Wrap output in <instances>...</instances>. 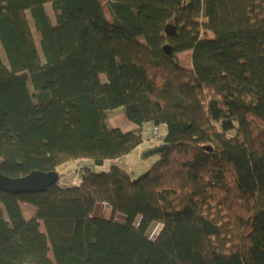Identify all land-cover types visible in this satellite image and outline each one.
<instances>
[{
	"label": "trees",
	"instance_id": "16d2710c",
	"mask_svg": "<svg viewBox=\"0 0 264 264\" xmlns=\"http://www.w3.org/2000/svg\"><path fill=\"white\" fill-rule=\"evenodd\" d=\"M103 1L111 22L100 0H0V174L58 177L45 192H0V264H264V0ZM118 106L132 131L106 129ZM146 123L151 138L165 126V152L132 178L120 162ZM71 173L78 184L60 185ZM216 192L246 212L234 220Z\"/></svg>",
	"mask_w": 264,
	"mask_h": 264
},
{
	"label": "rangeland",
	"instance_id": "374dc122",
	"mask_svg": "<svg viewBox=\"0 0 264 264\" xmlns=\"http://www.w3.org/2000/svg\"><path fill=\"white\" fill-rule=\"evenodd\" d=\"M103 10H104V15L105 18L108 22H111V18L110 15L105 7L104 1L100 0ZM43 8L45 10V15L47 17V19L49 20V22L51 24L54 23V17L51 11V7L49 3H43ZM31 27L33 29V24L30 22ZM33 35H34V39L36 41V36L33 30ZM212 34L210 32H202L201 33V39H208L211 38ZM176 57L179 60V64L185 68V69H190V51H185L182 53H178L176 55ZM100 76L101 81L105 80V75L101 74L98 75ZM105 125H106V129L110 132H118V133H126L129 131H132L136 126L134 125V123L132 121H130L128 119V117H126L125 114V109L123 106H118L116 108H110L106 111V119H105ZM144 127V128H143ZM143 129L141 130L143 132L142 135V143L141 146L136 150L133 151L131 153H129L128 155L124 156L121 160V164L120 166L124 167L128 173L132 176V178H136L138 177V175H142L145 171H147L146 169L150 168L151 165L154 162V158H145L142 159V153L145 150H149L152 148H156L159 147L157 144L159 143V139L161 136H163L166 133V128L164 125L160 126V131L156 130V135L154 136L153 134V138H151V130H152V124L150 123H146L143 124ZM160 134V136H159ZM157 145V146H156ZM156 146V147H154ZM162 146V145H161ZM147 148V149H146ZM78 166H93V162L92 161H88V160H78L77 161ZM107 163H105L104 168H107ZM187 171H177L173 169V172L169 175L171 177L170 181L173 183H176V185H184L185 188H187V183L188 178H187ZM79 180L78 177H75L72 175V173L67 177H61L60 179V185L62 186H73L78 184ZM190 190L192 189V184L189 186ZM212 196L214 197V199L217 200H225V198H227L225 200L226 204H227V208L230 212V214L232 215L233 219L235 220V218L237 217V214H240L241 212H246L247 206L245 201L239 196V197H235V196H229V197H225V195L223 193H213ZM3 198L11 201V199L7 198V197H1L0 198V208L2 210L3 209V205H5ZM208 198V197H205ZM2 203V204H1ZM15 205L16 207H18V212L20 214V216L26 221L29 222L31 221L37 213L36 208L31 205V203L27 202L26 198H23L22 200H16L15 201ZM109 208L106 207L104 204H98L96 206V210L94 212L95 216H106L108 217V211ZM2 213V217L3 219H5L4 221H7V217H8V212L6 211H1ZM119 220H123V218L121 216L118 217ZM160 226L158 224H155L152 227V231H150V236H154L156 235L159 230H160ZM39 234H44V228L38 224V229H37ZM47 258L49 260L52 259V253L51 251H47Z\"/></svg>",
	"mask_w": 264,
	"mask_h": 264
},
{
	"label": "water",
	"instance_id": "95a60500",
	"mask_svg": "<svg viewBox=\"0 0 264 264\" xmlns=\"http://www.w3.org/2000/svg\"><path fill=\"white\" fill-rule=\"evenodd\" d=\"M165 34L172 36L174 34V27L171 25L165 26ZM165 54L170 53V48L165 46L163 48ZM165 152V146H159L149 150H145L142 153V159L159 156ZM58 182V177L53 172H39L33 171L30 174L18 177L10 178L0 174V192H4L12 195H19L25 193H41L45 192L48 188L55 185ZM29 264V263H25Z\"/></svg>",
	"mask_w": 264,
	"mask_h": 264
}]
</instances>
